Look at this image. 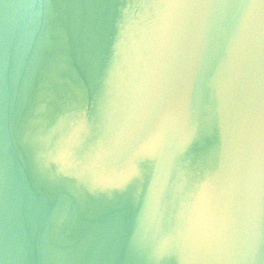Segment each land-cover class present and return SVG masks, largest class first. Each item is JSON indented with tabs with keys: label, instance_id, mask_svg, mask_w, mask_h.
I'll use <instances>...</instances> for the list:
<instances>
[{
	"label": "clouds",
	"instance_id": "clouds-1",
	"mask_svg": "<svg viewBox=\"0 0 264 264\" xmlns=\"http://www.w3.org/2000/svg\"><path fill=\"white\" fill-rule=\"evenodd\" d=\"M0 264H264V0H0Z\"/></svg>",
	"mask_w": 264,
	"mask_h": 264
}]
</instances>
